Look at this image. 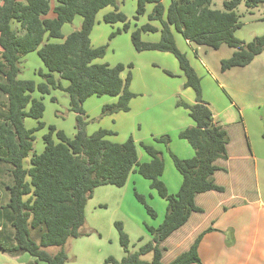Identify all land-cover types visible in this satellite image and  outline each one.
<instances>
[{
  "label": "trees",
  "instance_id": "16d2710c",
  "mask_svg": "<svg viewBox=\"0 0 264 264\" xmlns=\"http://www.w3.org/2000/svg\"><path fill=\"white\" fill-rule=\"evenodd\" d=\"M56 2L52 9L54 17L45 18L51 11L48 0H0V95L4 97L0 108V161L10 166L11 184L5 190L12 228V234L0 241V252L10 256L28 254L35 260L31 264H64L67 257L63 247L68 239L80 236L85 205L93 190L106 185L121 188L131 173H137L149 181L150 189L166 202L164 218L156 228L145 226L152 240L135 252L129 251L128 235L121 223L115 222L119 245L125 255L119 261L108 257L104 264H201L198 245L213 229L208 226L191 234L192 216L204 214L195 199L207 193H224V188L214 180L216 172L224 169L215 163L228 159L229 138L226 130L213 123L209 106L202 99L200 78L186 55L177 48L172 29L199 46L218 49L226 45L234 49L229 58L221 60L222 72L245 67L264 51V34L249 42L237 38L235 31L241 24L236 9L241 3L249 12L258 7L264 9V0H224L222 10L211 8L213 0H171L167 9L161 0L136 1L134 19L144 14L147 4L153 5L147 18L149 22L159 23L160 39L156 43L142 41L141 33L158 30L149 23L144 24L130 33L134 50L171 54L185 77L183 87L191 88L195 93L192 105L180 100L176 102L177 107L189 111L194 122V126L178 135L191 146L194 156L180 159L169 152L174 168L182 177L174 195L168 193L160 180L164 163L161 153L154 147L140 143L151 160L139 163L137 146L131 137L118 144L106 139L113 134L110 131L98 130L87 135L84 129L83 104L89 97L117 99L102 107L103 116L128 112L129 103L135 97L129 90L132 65L126 67L128 71L122 79L121 74L126 69L123 64L111 67L94 63L105 56L107 45L93 48L90 44V34L100 10L108 6L113 8L103 16L105 24H122L121 29L109 35L110 39L128 32L130 23L126 16L118 10L116 0ZM75 16L81 17L79 29L64 37L61 33L63 25L71 23ZM53 39L61 42H52ZM31 52H36L45 69L38 72L43 79L38 84L17 78L21 58ZM61 80L68 82L66 87L62 86ZM52 90L67 94L69 111L76 115V133L69 138L53 126L48 127V133L42 138L43 151L31 155L26 169L23 160L32 152L34 132L44 127L39 121L44 112L42 98L34 94L49 95ZM25 118L37 120V127L25 128ZM154 141L167 146L170 138L162 136ZM247 191L244 183L232 185V193L237 197L245 196ZM134 195L147 214L155 218L156 213L145 197L137 192ZM231 204L219 208L225 210ZM32 230L39 232L38 241L32 238ZM52 247L61 249L52 254L47 251ZM172 247L178 252L164 261L163 252ZM147 254L151 255L150 261L141 258Z\"/></svg>",
  "mask_w": 264,
  "mask_h": 264
},
{
  "label": "crops",
  "instance_id": "0c3cea01",
  "mask_svg": "<svg viewBox=\"0 0 264 264\" xmlns=\"http://www.w3.org/2000/svg\"><path fill=\"white\" fill-rule=\"evenodd\" d=\"M147 5H151L153 8L152 4ZM54 7L51 8L50 6L51 11L47 14V16H45V18H49L48 16L50 13L52 14V9ZM53 17L54 15L51 18ZM116 24H120L122 28L121 23ZM149 24L158 29L157 32L153 33L157 36V39L151 41L143 40L145 34L150 33L146 32L141 33V40L144 42L156 43L160 39V25L156 21H150ZM136 28L137 26H134V30ZM132 31L133 30H131V27H129L128 32H121L120 34L131 33ZM237 31L238 29L235 31V34ZM172 33L177 48L182 53H184L188 59V52H192L195 55L196 59L199 60L201 67L204 68L207 76H209V80L215 82L216 85L211 86L210 82L203 84V76L201 75V70L199 69V67H197V65H193L189 59L190 65L193 67L196 74L201 80L200 83L202 90V99L209 106L213 117V123L216 126H220L224 130H226L229 138V143L227 146L228 159L226 161L217 160L215 163L217 166L224 169V171L216 172V174L214 175L215 183L224 188V193L222 195L207 193L198 195L195 199L197 205H199L204 210V214L202 216H192L193 228L191 229V234L208 226H211L213 229V231L205 234L202 237L198 245L197 252L200 262L201 264H264V196L261 194L260 190L259 171L261 170V168L262 173L264 171V65H255L254 67H250L253 66L252 64L257 60V58H260L262 55H264V51L260 55L256 56L249 65L245 67L231 68L225 72H222L220 70L221 60L229 58L233 54L234 49L229 48L226 45H221L218 49L199 46L189 40L184 39L180 33L173 29ZM92 35L93 29L90 34L91 47H99V45L93 44L91 39ZM53 40L51 41L53 42ZM144 52H140L139 54ZM156 56L158 57L155 58V61L162 64L167 58L159 57V55ZM97 60L98 59H96L94 63H97ZM176 63H174L171 70H167L173 76L171 77L166 75L170 78H178L179 81L175 85L171 86L169 83L165 82L147 83L144 85L143 91L150 92V100L142 102L145 108H138L136 116L139 117L144 129H151V131H153L151 136L146 137L144 135H138L137 137H134L132 134V136L130 135L138 148L140 147V143H144L146 145L154 147L163 156L164 170L163 174L160 177V180L164 183L169 194H176L182 182V177L177 172L179 175L172 176V181L174 182V186L172 187L173 190L170 191L169 187L167 186V182L164 176L166 165L170 164L168 163L170 162L169 152L173 153L180 159H190L194 156V151L187 143V141L182 140L178 137L181 131L194 126V122L189 116V111L181 107H177L176 102L178 99L177 97L181 96L183 102L192 105L195 101V93L191 88L183 87L185 83V77L180 71L178 63ZM152 65L154 67H158V65L156 64ZM126 69L121 74L122 79H124L125 76L123 75H125V73H127L128 71V68ZM56 78L58 77L56 76ZM61 84L63 87H66L68 82L67 84L61 82ZM188 89H191V94L189 93ZM218 90H221L226 96L227 94L230 95L231 103L229 106L226 107L225 105H223L222 107L217 105V101L219 99ZM131 91L132 93L136 94L132 87ZM35 94L34 96L36 97ZM37 95L38 98H42L41 95ZM52 98L55 97L52 96ZM133 102L134 98L129 103L128 112L132 111V107L134 106ZM231 106H234L238 110L239 120H235L230 115L229 110L231 109ZM155 107H159V111L157 113V116H159V118L157 119L153 117L156 116L154 110ZM147 114H149L148 117H146ZM221 115H225L223 120H218ZM98 130H107L113 133L112 135L106 137L107 140L115 135V132L110 129ZM168 131H172L174 134H171V140L167 146L154 141L155 138L168 136L164 135L171 133ZM140 150L142 151H139V149L137 150L139 163H148L151 158L141 147ZM30 154L27 157L29 159L31 157ZM144 154L146 155V157ZM25 159L23 160V163ZM258 160H260V162L262 163L261 168H259V165H257ZM5 164L6 163L0 161V241L6 240L7 237L12 234V228L9 223V215L6 209L8 194L5 190V187L11 184V176L9 172L10 166ZM137 175L139 174L132 173L131 175H129L126 183L131 180L132 183L135 184L137 178L134 176ZM3 176H7L8 178L4 179ZM233 183L236 185H242L243 183L246 184L248 188L246 195L243 197H237L233 195ZM252 187H254L255 189L254 192L252 190ZM151 197L153 196L151 195ZM233 202L235 204L232 205L231 203ZM224 204L231 205H227V209L225 210H220L219 207ZM163 209L164 210L161 216L164 218L166 205H164ZM155 213L156 217L152 219L158 218V212L155 211ZM24 255H27V258ZM21 258H25L26 261L24 260V264H31L35 261L34 258L29 256L28 254H23L20 256H9L8 254L0 252V264H14V260L16 261V264H19L18 261H20Z\"/></svg>",
  "mask_w": 264,
  "mask_h": 264
},
{
  "label": "rangeland",
  "instance_id": "374dc122",
  "mask_svg": "<svg viewBox=\"0 0 264 264\" xmlns=\"http://www.w3.org/2000/svg\"><path fill=\"white\" fill-rule=\"evenodd\" d=\"M136 1L137 0H116L118 10L126 16L130 23L131 30H134V26L140 28L144 24L149 23L147 17L152 11V6L147 5L145 7L144 14L138 16L137 19H134L136 16ZM223 1L224 0H213L211 8L222 10ZM49 2L51 8L57 4L55 0H49ZM161 3L166 9L170 3V0H161ZM112 11L113 8L108 6L100 10L95 17L93 35L91 38L92 42L94 45H107L105 56L101 59H98L96 62L106 63L109 66L123 64L125 68L131 64L132 67L130 72L132 76V82L129 90L131 91L132 87L137 95L135 94L133 102L134 106L132 107L131 112H118L105 116L102 115V107L107 104L115 103L117 99L109 96L89 97L86 99L83 106L85 112L84 129L87 135L94 133L98 129H110L115 132V135L110 137L109 140L111 142L114 141L118 144H121L132 135L134 137H137L138 135L150 137L153 132L151 129H144L139 117L136 116L138 108H145L142 102L150 100V92L143 91L144 85L147 83L165 82L172 86L175 85L179 80L178 78L168 77L170 75L166 76V72H169L167 70H171L174 63H176L175 58L171 54L160 52H144L139 54V52L134 50L131 44L130 33H122L112 39L109 38L111 32L121 28L120 24L107 25L103 23L102 16ZM250 12L245 8L243 3H241L236 9V13L239 15V21L241 25L235 35L237 38L245 42L251 41L255 36L264 34L263 7L255 8ZM52 16L53 15L50 13L48 17L51 18ZM80 24L81 17L75 16L71 23L63 25L61 29L62 35L67 36L71 32L79 29ZM14 26L15 25L13 24L12 27L14 28ZM156 39L157 36L155 34L148 33L145 34L143 40L151 41ZM53 42H61V40L54 39ZM156 55L167 58L164 60L163 64L157 63L155 58L158 56ZM188 57L190 62L195 66L197 65V67H199L201 70L203 84L210 82V86L216 85L215 82L209 80V76H207L204 68L201 67L199 60L196 59L192 52H188ZM20 62V73L17 77L19 80H32L37 84L43 81L38 72L40 70L44 72L45 69L35 52H31L23 56ZM152 64H156L158 67H154ZM252 65L253 66L250 67H254L255 65L263 66L264 55H262L260 58H257V60ZM123 76H126V73ZM172 76L173 75H171V77ZM61 82L67 84L65 80ZM188 91L191 94V89H188ZM35 95L38 98V95ZM52 96L55 97V101L51 100ZM177 98V101H183L181 96H178ZM218 98L217 105L219 106L223 107V105H225L227 107L231 103L230 95L227 94L226 96L221 90H218ZM42 102L44 105V113L40 122L43 123L44 127L34 132L33 148L30 155H38L43 151L42 138L48 133V127L50 126H53L57 131L64 132V134L69 138H72L76 133V115L69 111L68 96L65 92L54 90L50 93V95L42 96ZM2 103H4V97L0 95V108L2 107ZM154 110L156 116L153 117L157 119L159 118V116H157L159 107H155ZM229 113L235 120H239L238 110L234 106H231ZM149 114H147L146 117H148ZM224 116L225 115H221L218 120H223ZM37 123V120L31 118H25L23 121L24 127L27 129L36 128ZM168 132L171 133L164 135H168L171 140V134L174 133L172 131ZM138 149L139 151H142L140 150V147L138 148L137 146V150ZM28 160L29 158L25 159L23 163L24 167L26 168L29 167ZM169 161L170 162L168 163L170 164L166 165L164 178L167 182L169 190L172 191V187L174 186L172 176H177L179 174L175 170L170 158ZM257 165H259V168L262 167L260 160L257 161ZM259 171L260 190L261 194L264 196V171L262 173V168ZM134 177L137 178L135 184L129 180L128 183H126L121 188L106 185L97 187L93 190L91 197L87 200L85 205V220L83 226L79 229L80 236L77 238L68 239L67 243L63 247L67 257L64 264H104L105 259L108 257H112L118 261L121 260V258L124 257L125 252L119 245V237L115 227V222H120L123 227V231L128 235L130 252L138 251L140 247L152 240V236L146 230L145 225L153 228L158 226V224L162 221L163 217L161 214L166 203L156 194L155 191L150 189L147 180L143 179L139 175ZM3 178L7 179L8 177L3 176ZM252 190L253 192L255 191L254 187H252ZM134 192H137L146 198L147 204L156 212H158V218L152 219L146 213L144 207L135 198ZM149 194H151L153 197H151ZM31 236L35 241H38L39 232L32 230ZM6 244L10 245L11 242H6ZM60 249L61 248L52 247L47 248V251L54 254ZM177 250L178 249H175V247H172L168 250V252H163V260L168 261L173 258L172 256L175 254V252H178ZM24 256L27 258V255ZM141 258L148 261L151 260V255L147 254ZM24 260L25 258H21L18 263L24 264L26 261ZM13 263L16 264V261L14 260Z\"/></svg>",
  "mask_w": 264,
  "mask_h": 264
}]
</instances>
